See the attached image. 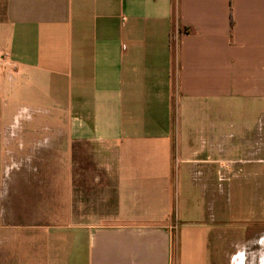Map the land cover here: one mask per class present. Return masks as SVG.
Instances as JSON below:
<instances>
[{
  "label": "crops",
  "instance_id": "0c3cea01",
  "mask_svg": "<svg viewBox=\"0 0 264 264\" xmlns=\"http://www.w3.org/2000/svg\"><path fill=\"white\" fill-rule=\"evenodd\" d=\"M1 4L0 228L66 194L41 264H208L204 211L264 142L220 121L264 113V0Z\"/></svg>",
  "mask_w": 264,
  "mask_h": 264
},
{
  "label": "rangeland",
  "instance_id": "374dc122",
  "mask_svg": "<svg viewBox=\"0 0 264 264\" xmlns=\"http://www.w3.org/2000/svg\"><path fill=\"white\" fill-rule=\"evenodd\" d=\"M1 10L0 0V17ZM24 112L23 115L26 114ZM262 112L253 106L247 108L235 102L220 112V117H224L220 121L235 125L233 131L237 141L241 126L253 129L261 126L260 123L264 124ZM263 131L264 128L260 130L261 139H264ZM260 144V154L255 152L250 157L246 154L245 158H239L235 152L236 160L227 175V181L233 182L232 192L224 190L218 197L217 205L211 209L207 205L204 211L205 224L211 223L208 264H264V142L261 140ZM221 179L223 174H220ZM58 197L59 202L52 205L50 195H41L38 196L39 210L28 207L9 213L8 220L12 224L0 228V234L5 235L4 246L0 249L8 252L5 264L42 263L38 262V237L47 238L67 219V196L60 194ZM42 246L43 251L46 250L47 244Z\"/></svg>",
  "mask_w": 264,
  "mask_h": 264
},
{
  "label": "built area",
  "instance_id": "2783aa9c",
  "mask_svg": "<svg viewBox=\"0 0 264 264\" xmlns=\"http://www.w3.org/2000/svg\"><path fill=\"white\" fill-rule=\"evenodd\" d=\"M229 166H231V165H229ZM229 166H228V167H229Z\"/></svg>",
  "mask_w": 264,
  "mask_h": 264
}]
</instances>
